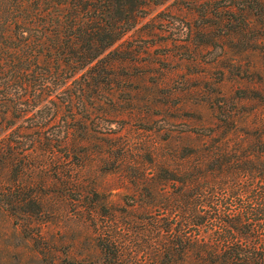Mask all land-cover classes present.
<instances>
[{"label": "trees", "instance_id": "trees-1", "mask_svg": "<svg viewBox=\"0 0 264 264\" xmlns=\"http://www.w3.org/2000/svg\"><path fill=\"white\" fill-rule=\"evenodd\" d=\"M143 5L0 0V211L40 215L54 196L74 205L102 264H264L262 136L209 133L183 154L156 153L155 184L122 208L80 179L76 115L118 83L111 49Z\"/></svg>", "mask_w": 264, "mask_h": 264}, {"label": "rangeland", "instance_id": "rangeland-1", "mask_svg": "<svg viewBox=\"0 0 264 264\" xmlns=\"http://www.w3.org/2000/svg\"><path fill=\"white\" fill-rule=\"evenodd\" d=\"M142 10L111 49L118 83L78 111L86 133L73 134L86 140L80 179L118 208L155 184L156 153L183 154L209 133L264 138V0H144ZM77 210L54 196L40 215L0 211V264H102Z\"/></svg>", "mask_w": 264, "mask_h": 264}]
</instances>
